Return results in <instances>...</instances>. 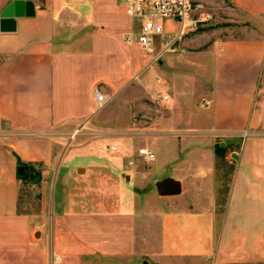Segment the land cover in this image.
Returning <instances> with one entry per match:
<instances>
[{"label":"crops","instance_id":"crops-1","mask_svg":"<svg viewBox=\"0 0 264 264\" xmlns=\"http://www.w3.org/2000/svg\"><path fill=\"white\" fill-rule=\"evenodd\" d=\"M226 1L252 27L219 37L200 75L144 73L168 94L145 133L155 160L115 159L112 208L56 198L50 234L20 211V183L41 165L46 187L56 160L73 172L65 142L99 113L96 89L132 84L142 48L123 0H0V264H264V0ZM81 153L91 176L99 157ZM219 159L234 166L223 201ZM165 179L181 193L160 196Z\"/></svg>","mask_w":264,"mask_h":264},{"label":"rangeland","instance_id":"rangeland-1","mask_svg":"<svg viewBox=\"0 0 264 264\" xmlns=\"http://www.w3.org/2000/svg\"><path fill=\"white\" fill-rule=\"evenodd\" d=\"M122 4L124 5V2ZM209 13L213 15V19L197 32L186 36L173 53L160 54V49L157 48L155 53L149 55L142 50L143 61L138 64V74L132 84L126 86L120 93L108 96V103L95 118L90 123L80 126L77 129L80 133L73 139L70 136L65 142V151L69 149L73 153L70 164L73 166L72 173H69V167L59 170L60 161L56 160L51 173L45 177L47 186L44 187L43 166L31 167L20 183L21 212L40 218L42 227L51 234L54 220L53 201L56 198L66 201V204L71 202L73 208L78 211L95 210L96 203L102 204L103 200L112 208L113 203L123 195L122 187L116 186L111 177L114 173L115 159L125 153L131 158H136L138 150L144 148L145 133L152 123L170 118L167 107L169 102L163 100L168 94L157 90L154 84H149L147 88L144 73L147 71L159 74L191 73L198 76L202 61H207L211 46L219 37L230 36L252 27L226 0H214L209 7ZM178 28L176 22L170 23L167 31H176ZM165 55L170 57L166 58ZM158 81L159 78L156 82ZM177 84L180 89L183 88L182 78L178 79ZM119 138L123 141H119ZM124 139L128 143H125ZM86 149L96 153L100 164L88 165L89 169L96 167L88 177L84 176V166L88 162L83 161L81 153ZM126 154L123 155L124 158ZM218 166L221 180L219 197L223 201L234 166L222 159H219ZM78 167H81L79 171ZM130 188L135 191L138 202L159 198L152 196V190L148 187ZM99 207L103 208L101 205Z\"/></svg>","mask_w":264,"mask_h":264},{"label":"built area","instance_id":"built-area-1","mask_svg":"<svg viewBox=\"0 0 264 264\" xmlns=\"http://www.w3.org/2000/svg\"><path fill=\"white\" fill-rule=\"evenodd\" d=\"M214 0H123L127 15L134 23L133 31L125 37L130 42L135 40L146 54H153L157 48L160 54L173 53L177 46L191 33L207 25L213 15L209 7ZM176 22V31H167L170 23ZM94 97L98 108L103 109L108 103V96L96 89ZM163 99L166 101L167 96ZM80 133L76 130L71 138ZM117 148H114L116 150ZM137 157L146 162L155 160V154L144 147L138 150ZM134 158L129 161L132 167Z\"/></svg>","mask_w":264,"mask_h":264},{"label":"water","instance_id":"water-1","mask_svg":"<svg viewBox=\"0 0 264 264\" xmlns=\"http://www.w3.org/2000/svg\"><path fill=\"white\" fill-rule=\"evenodd\" d=\"M157 192L162 197L176 196L181 193L180 183L172 179H165L156 185Z\"/></svg>","mask_w":264,"mask_h":264}]
</instances>
